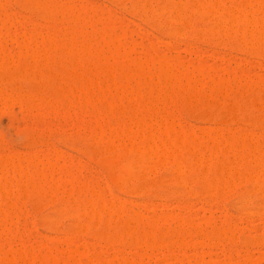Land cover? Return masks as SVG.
Listing matches in <instances>:
<instances>
[{"label":"rangeland","instance_id":"rangeland-1","mask_svg":"<svg viewBox=\"0 0 264 264\" xmlns=\"http://www.w3.org/2000/svg\"><path fill=\"white\" fill-rule=\"evenodd\" d=\"M239 1L0 0V53L9 59L0 61L1 264H264V1L243 8L244 0L241 12ZM51 38L62 44L49 50ZM161 66L182 81L165 72L168 81ZM74 67L69 100L61 73Z\"/></svg>","mask_w":264,"mask_h":264},{"label":"bare ground","instance_id":"bare-ground-1","mask_svg":"<svg viewBox=\"0 0 264 264\" xmlns=\"http://www.w3.org/2000/svg\"><path fill=\"white\" fill-rule=\"evenodd\" d=\"M140 1H141V0H140ZM199 1H200V0H199ZM201 1L204 2V1H206V0H204V1L201 0ZM224 1H225V0H224ZM240 1H241V0H240ZM240 1H239V2H240ZM245 1H246V0H245ZM245 1L243 0L242 2H240L241 5H240V3H238V6H237V7H238V8H237L238 11H240L241 8H242V7H240V9H239V6H242V5H243L242 3H244ZM263 1H264V0H263ZM31 2H32V1H31ZM37 2H38V1H37ZM48 2H49V1H48ZM48 2H47V3H48ZM61 2H62V1H61ZM88 2H89V1H88ZM202 2H200V3H202ZM248 2H249V1H248ZM248 2L246 1V2H245L246 4L244 3L243 8L246 7V5L250 4V3H248ZM256 2H257V1H256ZM261 2H262V0H261ZM25 3H27V2H25ZM41 3H43V1H42ZM55 3H56V2H55ZM68 3H69V2H68ZM175 3H176V2H175ZM177 3H178V2H177ZM211 3H213V2H211ZM247 3H248V4H247ZM254 3H255V2H254ZM38 4H39V3H38ZM52 4H54V3H51V5H52ZM56 4L59 5L58 3H56ZM64 4H66V3H64ZM64 4H63V5H64ZM261 4H262V6L264 5L263 2H262ZM7 5H8V4H7ZM33 5H34V4H33ZM33 5H32V6H33ZM36 5H37V4H36ZM39 5H40V4H39ZM47 5L49 6V4H47ZM106 5H107V4H106ZM136 5H137V3H136ZM145 5H146V4H145ZM145 5H144V6H145ZM169 5H170V4H169ZM198 5H200V4H198ZM214 5H215V3L213 4V6H214ZM236 5H237V4H236ZM258 5H259V4H258ZM5 6H6V5H5ZM8 6H9V5H8ZM48 6H47V7H48ZM126 6H127V5H126ZM134 6H135V5H134ZM172 6H173V5H172ZM176 6H177V5H176ZM176 6H174V8H175ZM201 6H202V5H201ZM213 6H212V7H213ZM34 7H35V6H34ZM40 7H42V4H41ZM43 7H44V6H43ZM55 7H56V6H55ZM55 7H54V8H55ZM59 7H62L61 10H63V6H59ZM69 7H70V4H69ZM71 7H72V4H71ZM73 7H74V6H73ZM73 7H72V8H73ZM169 7H171V6H169ZM195 7H196V5H195ZM203 7H204V6H203ZM212 7H210V8H212ZM217 7H218V6H217ZM9 8H10V7H9ZM54 8H52V9H54ZM64 8H65V7H64ZM66 8H67V7H66ZM72 8L70 9V11H68L69 14H71V15L74 14V11H75V10L73 11ZM74 8H75V7H74ZM76 8H77V7H76ZM79 8H80V7H79ZM151 8H152V7H151ZM179 8H180V7H179ZM196 8H197V7H196ZM243 8H242V9H243ZM262 8H263V7H262ZM3 9H4V8H3ZM37 9H39V8H37ZM37 9H36V10H37ZM56 9H57V8H56ZM56 9H55V10H56ZM67 9H68V8H67ZM170 9H171V8H170ZM175 9H176V8H175ZM208 9H209V8H208ZM213 9H214V8H212L211 10H213ZM225 9H226V8H225ZM233 9H234V8H233ZM263 9H264V8H263ZM11 10H12V9H11ZM40 10H43V8H42V9H39V11H40ZM46 10H47V9H46ZM46 10H44V11H46ZM48 10H49V8H48ZM48 10H47V11H48ZM65 10H66V9H65ZM82 10H83V9H82ZM139 10H140V9H139ZM185 10H186V9H185ZM221 10H222V9H221ZM246 10H247V9H246ZM52 11H53V10H52ZM58 11H59V10H58ZM151 11H152V10H151ZM176 11H177V10H176ZM180 11H181V10H180ZM180 11H178V12L180 13ZM182 11H183V10H182ZM70 12H72V13H70ZM80 12H83V11H81L80 9L78 10V14H79V16H82L83 18H84V16L86 17V15H82ZM114 12H115V11H114ZM114 12L109 11L110 15H114V16L116 15L115 17H117V14H115ZM225 12L228 13V12H230V11H229V10H226ZM240 12H241V11H240ZM242 12H243V11H242ZM252 12H253V11H252ZM254 12H255V11H254ZM254 12H253V13H254ZM50 13H52V12L50 11ZM157 13H158V12H157ZM223 13H224V12H223ZM227 13H226V14H227ZM247 13H248V12H247ZM46 14H48V12H47ZM59 14H61V13H59ZM63 14H64V13H63ZM67 14H68V13H67ZM76 14H77V13H76ZM76 14H74V15H76ZM78 14H77V16H78ZM80 14H81V15H80ZM84 14H85V13H84ZM205 14H206V13H205ZM224 14H225V13H224ZM228 14L230 15V13H228ZM231 14H232V13H231ZM241 14H243V13H241ZM50 15H52V14H50ZM170 15H171V13H170ZM184 15H185V14H184ZM194 15H195V14H194ZM0 16H1V15H0ZM68 16H69V15H67V17H68ZM79 16H78V17H79ZM140 16H141V15H140ZM207 16H208V15H207ZM226 16H227V15H226ZM244 16H245V15H244ZM75 17H76V16H75ZM224 17H225V16H224ZM227 17H228V16H227ZM233 17H234V16H233ZM4 18H5V17H4ZM57 18H58V17H57ZM61 18H62V17H61ZM63 18H64V17H63ZM69 18H70V17H69ZM69 18H68V20H69ZM175 18H176V17H175ZM182 18H183V15H182ZM231 18H232V17H230V19H231ZM235 18H236V17H235ZM2 19H3V18H2ZM73 19H74V18H73ZM205 19H206V18H205ZM247 19H248V18H247ZM262 19H263V18H262ZM262 19H261V20H262ZM59 20H60V19H59ZM65 20H66V19H65ZM70 20H72V18H71ZM74 20H75V19H74ZM76 20H77V19H76ZM84 20H85V19H84ZM87 20H88V19H87ZM97 20H98V19H97ZM178 20H179V19H178ZM228 20H229V17H228ZM228 20H227V21H228ZM232 20H233V18L231 19V23L233 22ZM234 20H237V19H234ZM78 21H79V20H78ZM149 21H150V20H149ZM175 21H176V20H175ZM199 21H200V20H199ZM217 21H219V20H216V21H215V24H216V25H215V26L213 25L214 27H216L217 24H220V22L218 23ZM227 21H226V22H227ZM244 21H245V20H244ZM251 21H254V20L251 19ZM68 22H69V21H68ZM74 22H75V21H74ZM87 22H88V21H87ZM106 22H107V21H106ZM106 22H105V23H106ZM224 22H225V20H224ZM242 22H243V21H242ZM95 23H97V22H95ZM150 23H151V22H150ZM227 23H228V22H227ZM233 23H234V22H233ZM243 23H244V22H243ZM245 23H246V22H245ZM248 23L251 24V23H254V22H251V23H250V22L247 21V24H248ZM102 24H103V23H102ZM247 24H245V25H247ZM259 24H260V23H259ZM262 24H263V23H262ZM12 25H13V24H12ZM163 25H164V24H163ZM211 25H212V24H211ZM242 25H243V24H242ZM75 26H76V25H75ZM187 26H188V25H187ZM187 26H186V27H187ZM219 26H220V27L222 26V22H221L220 25H218V27H219ZM243 26H244V25H243ZM243 26H242V27H243ZM72 27H73V26H72ZM98 27H99V26H97V28H98ZM106 27H107V26H106ZM113 27H114V26H113ZM226 27H227V26H225V28H226ZM228 27H229V26H228ZM230 27H232V26H230ZM4 28H5V27H4ZM107 28L109 29V31H110V30H113L112 27H107ZM107 28H106L105 30H107ZM187 28H188V27H187ZM71 29H72V28H71ZM114 29H115V28H114ZM174 29H175V28H174ZM176 29H178V28H176ZM185 29H186V28H185ZM185 29H184V30H185ZM200 29H201V28H200ZM242 29H243V28H242ZM245 29H247V28H245ZM245 29H244V30H245ZM210 30H211V29H210ZM69 31H70V30H69ZM213 31H214V30H213ZM216 31H217V29H216ZM241 31H242V33H243V30H241ZM33 32H34V31H33ZM65 32H66V31H65ZM70 32H71V31H70ZM171 32H172V31H171ZM174 32L176 33V31H174ZM245 32H246V31H245ZM73 33H74V32H73ZM91 33H92V32H91ZM99 33H100V31H99ZM109 33H110V32H107V34H109ZM196 33H197V32H196ZM254 33H255V32H254ZM254 33H253V31H252V35H250V38L252 37V40H254L253 38L256 36V35H254ZM261 33H262V32H261ZM31 34H32V33H31ZM37 34H38V33H37ZM64 34H65V33H64ZM75 34H76V33H75ZM170 34H171V33H170ZM180 34H181V33H180ZM194 34H195V33H194ZM29 35H30V34H29ZM39 35H40V34H39ZM48 35H49V34H48ZM80 35H81V33H80ZM186 35H187V34H186ZM253 35H254V36H253ZM67 36H68V35H67ZM243 36L245 37V34H244ZM263 36H264V34H263ZM32 37H33V36H32ZM43 37H44V36H43ZM60 37H61V36H60ZM63 37H64V36H63ZM97 37H98V36H97ZM221 37H222V36H221ZM15 38H16V37H15ZM36 38H37V37H36ZM54 38H55V37H54ZM71 38H72V37H71ZM76 38H77V37H76ZM82 38H83V37H82ZM90 38H93V37H90ZM4 39H5V38H4ZM45 39H46V38H45ZM74 39H75V38H74ZM74 39L72 38V40H74ZM77 39H78V38H77ZM93 39H94V38H93ZM2 40H3V39H2ZM15 40H16V39H15ZM60 40H61V39H60ZM67 40H68V39H67ZM103 40H104V39H103ZM248 40H249V39H248ZM28 41H30V40H28ZM33 41H34V40H33ZM45 41H46V40H45ZM62 41H63V40H62ZM75 41H76V40H75ZM77 41H78V40H77ZM249 41H250V40H249ZM255 41H256V40H255ZM263 41H264V39H263ZM1 42H2V41H1ZM7 42H8V41H7ZM24 42L26 43L25 40H24ZM24 42H23V43H24ZM36 42H37V39H36ZM46 42H48V48H49V50H50V47H51L54 43L57 44L56 42H59V41H53L52 38H51V40L48 39V41H46ZM64 42H66V41H64ZM91 42H92V41H91ZM107 42H108V41H107ZM23 43H21V44L23 45ZM28 43H29V42H28ZM28 43L26 44L27 47L30 45V44H28ZM39 43H40V42H39ZM49 43H50V44H49ZM59 43H60V42H59ZM67 43L70 44L69 41H68ZM67 43H66V44H67ZM124 43H125V42H124ZM55 44L53 45V47L55 46ZM61 44H62V43H60V45H61ZM68 44L66 45V47H70V45H71L72 43H71L69 46H68ZM77 44H78V42H77ZM86 44H87V43H86ZM95 44H96V42H95ZM97 44H99V43H97ZM127 44H128V43H127ZM218 44H219V43H218ZM49 45H50V46H49ZM57 45H58V44H57ZM73 45H74V44H73ZM89 45H90V43H89ZM89 45H87L86 48H85V53L88 55V57H89V52H90ZM251 45H252V44H251ZM43 46H44V45H43ZM58 46H59V45H58ZM82 46H83V44H82ZM101 46H102V45H101ZM126 46H127V45H126ZM24 47H25V46H24ZM77 47H78V45H77ZM103 47H104V46H103ZM113 47L115 48V46H113ZM119 47H120V46H119ZM128 47H129V45H128ZM9 48H10V47H9ZM35 48H37V47L35 46ZM59 48H60V47H59ZM91 48H92V47H91ZM101 48H102V47H101ZM101 48H100V51L103 49V48H102V49H101ZM109 48H110V47H109ZM109 48H107L108 51H109ZM122 48H123V47H122ZM124 48H125V47H124ZM242 48H243V47H242ZM10 49H12V48H10ZM14 49H15V48H14ZM32 49H34V48H32ZM46 49H47V48H46ZM63 49H64V48H63ZM68 49H70V48H68ZM71 49H72V48H71ZM92 49H93V48H92ZM132 49H133V48H132ZM132 49H131V50H132ZM0 50H1V48H0ZM27 50H28V49H27ZM42 50H43V48H42ZM66 50H67V48H66ZM77 50H79V49L77 48ZM80 50H82V51H79V52H82V53L84 54V49H83V47H80ZM110 50H111V49H110ZM114 50H116V51L119 50L118 53H119V54L121 53V49H120V48H118V49L116 48V49H114ZM123 50H124V49H123ZM9 51H10V50H9ZM21 51H22V50H21ZM51 51H52V50H51ZM61 51H63V50H61ZM64 51H65V50H64ZM67 51L69 52V50H67ZM102 51H103V50H102ZM106 51H107V50H106ZM2 52H3V51H2ZM70 52H71V51H70ZM72 52H73V49H72ZM74 52H75V51H74ZM74 52H73V53H74ZM76 52H78V51H76ZM79 52H78V53H79ZM104 52H105V51H104ZM109 52H110V51H109ZM125 52H126V49L123 51V53H125ZM259 52H260V51H259ZM263 52H264V51H263ZM33 53H34V52H33ZM78 53H77V54H78ZM82 53H81V54H82ZM2 54H3L4 56H3ZM2 54L0 53V56L2 55V56H1L2 58L0 57V59H1L0 61H1V62H4L5 59H6L5 61H7L8 58L5 57L6 54H4V52H3ZM10 54H11V53H10ZM10 54H9V55H10ZM21 54H22V53H21ZM25 54H26V53H25ZM44 54H45V51H44ZM51 54H52V53H51ZM67 54H68V53H67ZM67 54H66V55H67ZM83 54H82V55H83ZM92 54H93L95 57L97 56L98 60L101 59V58H99V57H101V55H100V52H99L98 50H96V49L92 50ZM102 54H103V53H102ZM109 54H110V53H109ZM121 54H122V53H121ZM33 55H35V54H33ZM36 55H37V54H36ZM62 55H63V54H62ZM78 55H79V54H78ZM84 55H85V54H84ZM84 55H83L80 59H82L83 57H85ZM94 56H93V57H94ZM105 56H106V55L104 54V57H105ZM107 56H108V55H107ZM110 56H111V55H110ZM4 57H5V58H4ZM31 57H32V55H31ZM51 57H52V56H51ZM70 57H71V56H70ZM75 57H76V55H75ZM75 57H74V58H75ZM88 57L86 56L87 59H89ZM262 57H263V56H262ZM17 58H18V57H17ZM33 58H34V57H32V59H33ZM36 58H37V57H36ZM41 58H42V57H41ZM43 58H44V57H43ZM52 58H53V57H52ZM61 58H63V57H61ZM107 58H108V57H107ZM111 58H112V56H111ZM121 58H122V57H121ZM21 59H22V58H21ZM70 59L72 60V62L74 61L72 58H70ZM70 59H68V60H70ZM94 59H95V58H94ZM130 59H131V58H130ZM134 59H135V58H134ZM8 60H9V59H8ZM27 60H28V59H27ZM27 60H26V61H27ZM64 60H65V59H64ZM71 60H70V61H71ZM78 60H79V58L77 57V61H78ZM83 60H84V59H83ZM89 60L91 61V59H89ZM89 60H88V63H89ZM98 60L95 59V61H98ZM107 60H108V59H107ZM126 60H127V59H126ZM43 61H44V60H43ZM57 61H58V60H57ZM59 61H60V60H59ZM65 61H67V60H65ZM81 61H82V60H81ZM121 61H122V60H121ZM127 61H128V60H127ZM134 61H135V60H134ZM134 61H132V62L134 63ZM153 61H154V60H153ZM153 61H152V62H153ZM28 62H29V61H28ZM98 62H99V61H98ZM103 62H104V61H102V63H103ZM107 62H108V61H107ZM109 62H110V61H109ZM136 62H137V61H136ZM154 62H156V61H154ZM154 62H153V64H154ZM5 63H6V62H5ZM61 63H62V62H61ZM73 63H74V62H73ZM73 63H72V65H73ZM76 63H77V62H76ZM82 63L84 64L83 61H82ZM96 63H97V62H96ZM100 63H101V62H100ZM124 63H125V62H124ZM2 64H3V66L5 65L4 63H2ZM6 64H7V63H6ZM8 64H9V63H8ZM63 64H64V63H63ZM66 64H67V63H66ZM68 64H69V63H68ZM74 64H75V63H74ZM77 64H78V63H77ZM134 64H135V63H134ZM134 64H133V65H134ZM61 65H62V64H61ZM86 65H87V64H86ZM99 65H100V64H99ZM147 65H148V64H147ZM160 65H162V64H160ZM3 66H2V67H3ZM38 66H39V65H38ZM56 66H57V64H56ZM63 66L65 67V65H63ZM73 66H74V65H73ZM138 66H141V65L138 64ZM5 67H6V66H5ZM8 67H9V66H8ZM22 67H23V66H22ZM22 67H21V68H22ZM24 67H25V66H24ZM26 67H28V66H26ZM35 67H36V66H35ZM35 67H34V68H35ZM40 67H41V66H40ZM67 67L70 68L71 66L68 65ZM88 67H89V66H88ZM118 67H120V66H118ZM128 67H129V66H128ZM130 67H131V66H130ZM176 67H177V66H176ZM19 68H20V66H19ZM60 68H62V67H60ZM69 68H68L67 70L65 69V72H63V74L61 73V75H62V80H61V82H63V85H65L64 83H66V86H67V87H66V86H64V87H66V93H69V92L71 93V94H70V98H69V100H71V97L73 96V94H74L73 97H75V95H77V94H76V93H77V88H76V90H75V88L72 89L73 91H74V90L76 91L75 93H73V91L71 92V90H69L68 87H69L70 83L73 81V77L77 75V72H73V71L76 70V67H74L73 70H71V71H70ZM89 68H90V67H89ZM101 68H102V67H101ZM139 68H140V67H137V69H134V70H130V71H132V72H130V73L128 72V71H129V70H128L127 72H128L129 74L126 72L127 69L125 70L124 75H123V73H121L122 75L118 73V74L120 75V79H121L122 77H124L125 75H127V74H128L127 76L130 75V77H127L128 79H131V78H132V79H133V78L135 79V76L133 75V74L135 73V72L133 73V71H135V70H137V71L139 70L138 73H137V71H136V74H137L136 76L139 77L138 74L140 75V73H142V71H143V69H142V71L140 72V69H141V68H140V69H139ZM161 68H162V66H161ZM166 68H169L168 65H167ZM6 69H7V68H6ZM15 69H16V67H15ZM26 69H27V68H26ZM45 69H46V67H45ZM62 69H63V68H62ZM108 69H109V68H108ZM122 69H124V68H122ZM128 69H129V68H128ZM130 69H131V68H130ZM4 70H5V69H4ZM4 70H1V68H0L1 73H2ZM13 70H14V69H13ZM17 70H21V69H17ZM60 70H61V69H60ZM89 70H90V69H89ZM114 70H115V69H114ZM160 70L163 72L164 68H162V69H160ZM168 70H169V71H168ZM168 70H167V71L165 70V72H167V73H168L169 75H171V76H174L175 78H177V80L180 79V80L182 81L183 76H181V75H179V74H177V73L173 74L172 72H170V69H168ZM186 70H187V69H186ZM6 71L8 72V70H6ZM6 71L4 72V74L6 73ZM23 71H24V70H23ZM90 71H91V70H90ZM96 71H97V70H96ZM111 71H112V70H111ZM118 71H119V70H118ZM118 71H116V72H118ZM179 71H180V70H179ZM181 71H182V70H181ZM181 71H180V72H181ZM183 71H184V70H183ZM15 72H16V71H15ZM18 72H19V71H18ZM21 72H22V70H21ZM28 72H29V71H27V74H28ZM43 72H44V71H43ZM71 72H72V73H71ZM102 72H103V71H102ZM122 72H123V71H122ZM139 72H140V73H139ZM165 72H163V74H164ZM169 72H170L171 74H170ZM180 72H179V73H180ZM11 73H14V72H11ZM50 73H51V72H49V74H50ZM73 73H74V74L76 73V75H73ZM187 73H188V72H187ZM4 74H2V75H4ZM7 74H8V73H7ZM16 74H18V73H16ZM16 74H15V76H17ZM24 74H25V71H24ZM24 74L21 73L22 76H23ZM43 74H46V76H45V75L43 76ZM53 74H54V73H53ZM163 74H162V77H163ZM180 74H183V73H180ZM18 75H20V73H19ZM29 75H30V72H29ZM38 75H39V74H38ZM38 75H37V76H38ZM51 75H52V74H51ZM51 75H48V76H47V72L42 73L43 79H44V77H46V79H47V77H48V78H52ZM78 75H79V74H78ZM105 75H107V74H105ZM114 75H115V74H114ZM141 75H142V74H141ZM164 75H165L164 77L167 76L166 74H164ZM22 76H21V77H22ZM34 76H35V73H34ZM39 76H40V75H39ZM186 76H187V75H186ZM186 76H184V77H185L184 79H186ZM188 76H189V75H188ZM19 77H20V76H19ZM24 77H28V75L25 74V75L23 76V78H24ZM55 77H56V75L54 74V77L52 78V80L50 79L51 82L54 83ZM60 77H61V76H60ZM76 77H77V76H76ZM96 77H97V76H96ZM108 77H110V76L107 75V79H108ZM115 77H116V76H115ZM168 77H169V76H167V79H168ZM180 77H181V78H180ZM41 78H42V77H41ZM41 78H39V80H40ZM56 78H57V77H56ZM78 78H79V76L77 77V79H78ZM117 78H118V76H117L116 78H114V79H117ZM125 78H126V77L123 78L124 81H125ZM26 79H27V78H26ZM34 79H35V77H34ZM58 79H59V77H58ZM74 79H75V77H74ZM111 79H112V78H111ZM118 79H119V78H118ZM118 79H117V80H118ZM165 79H166V78H165ZM167 79H166V81H167ZM169 79H170V78H169ZM169 79H168V81L172 80L173 78L171 77V79H170V80H169ZM187 79H188V78H187ZM219 79H220V78H219ZM223 79H225V76L222 78V80H223ZM41 80H42V79H41ZM44 80H45V79H44ZM103 80H105V79H103ZM109 80H110V79H109ZM126 80H127V79H126ZM139 80H140V79H139ZM139 80H137V81H139ZM222 80H221V81H222ZM28 81H29V80H28ZM37 81H38V80H37ZM46 81H49V79H47ZM46 81H45V82H46ZM55 81H56V80H55ZM74 81H75V80H74ZM128 81H130V80H128ZM168 81H167V82H168ZM172 81H174V80H172ZM2 82H3V81H2ZM4 82H5V81H4ZM29 82H30V81H29ZM42 82H44V81H42ZM49 82H50V81H49ZM82 82L85 83V82H87V80H86V81H82ZM92 82H93V81H92ZM101 82H102V80H101ZM106 82H107V81H106ZM109 82H110V81H109ZM126 82H127V81H126ZM130 82H131V81H130ZM16 83H17V82H16ZM53 83H52V84H53ZM56 83H57V81H56ZM58 83H59V84L56 85L57 87H58V85H61V84H62V83H60V79H59ZM84 83H82V84H84ZM87 83L89 84L90 82L88 81ZM87 83H85L86 85L84 84V86H87V85H88ZM93 83H94V82H93ZM107 83H108V82H107ZM112 83H113V82H112ZM128 83H129V82H128ZM173 83H176V82H173ZM177 83H180V82H177ZM181 83H182V82H181ZM181 83H180V85H181ZM31 84H32V83H31ZM76 84H77V82H76ZM90 84H91V83H90ZM104 84H105V83H104ZM113 84H114V83H113ZM119 84H120V83H119ZM121 84H122V83H121ZM134 84H135V83H134ZM239 84H240V83H239ZM253 84H254V83H253ZM54 85H55V84H54ZM77 85H78V84H77ZM77 85H76V87H78ZM91 85H92V84H91ZM95 85H99V84H96V83H95ZM101 85H103V84H101ZM110 85H111V83H110ZM115 85H116V84H115ZM117 85H118V84H117ZM125 85H126V84H125ZM128 85H129V84H128ZM147 85H148V84H147ZM70 86H71V85H70ZM72 86H73V85H72ZM72 86H71V87H72ZM108 86H109V85H108ZM120 86H121V85H120ZM126 86H127V85H126ZM1 87H2V86H1ZM12 87H13V86H12ZM64 87H61V86H60V88H63V89H64ZM82 87H83V86H82ZM90 87H92V86H90ZM90 87H89V85H88L87 88H86V90L82 88V90H80V91L82 92L81 95H82V96H83V95L85 96V95H87V93L89 92L88 95L91 96L92 92H94V91H93V90L91 91ZM100 87H101V86H100ZM113 87H114V86H113ZM115 87H116V86H115ZM115 87H114V88H115ZM177 87H178V86H177ZM19 88H20V86H19ZM47 88H48V86H47ZM50 88H51V87H50ZM52 88L55 89L56 87H55V86L53 87V85H52ZM58 88H59V87H58ZM67 88H68V89H67ZM72 88H73V87H72ZM95 88H96V87H95ZM108 88H109V87H108ZM131 88H132V87H131ZM144 88H145V87H144ZM0 89H1V88H0ZM15 89H16V88H15ZM45 89H46V88H45ZM56 89H57V88H56ZM63 89H62V90H63ZM87 89H88V90H87ZM101 89H102V90H100V94L103 93V92H102V91H103V88L101 87ZM106 89H107V88H106ZM109 89H110V88H109ZM115 89H116V88H115ZM121 89H122V88H121ZM47 90H48V89H47ZM58 90H59V89H58ZM58 90H57V91H58ZM68 90H69V91H68ZM83 90H85L86 92L84 91L85 93H83ZM178 90H179V89H178ZM5 91H6V90H5ZM30 91H32V90H30ZM64 91H65V89H64ZM64 91H63V92H64ZM78 91H79V89H78ZM107 91H108V90H107ZM118 91H119V90H118ZM1 92H2V91H1ZM1 92H0V93H1ZM58 92H59V91H58ZM90 92H91V94H90ZM101 92H102V93H101ZM110 92H112V91L110 90ZM132 92H134V91H132ZM7 93H8V92H7ZM20 93H21V92H20ZM34 93H35V92H34ZM66 93H64V94L61 93L60 96H62V94H63V96H64ZM79 93H80V92H79ZM2 94H3V93H2ZM5 94H6V93H5ZM21 94H22V93H21ZM23 94H24V93H23ZM26 94H27V93H26ZM55 94H57V93L54 92V95H55ZM93 94H95V93H93ZM93 94H92V98H94V97L96 96V95H95V96L93 97ZM98 94H99V93H98ZM103 94H104V93H103ZM130 94H131V93H130ZM10 95H11V94H10ZM36 95H37V94H36ZM71 95H72V96H71ZM81 95H80V96H81ZM105 95H106V94H105ZM112 95H114V94H112ZM153 95H154V94H153ZM1 96H2V95H1ZM3 96H4V95H3ZM22 96H23V95H22ZM22 96H21V98H22ZM29 96H30V95H29ZM65 96H67V98H68L69 95L66 94ZM103 96H104V95H103ZM108 96H110V95H108ZM108 96H107V97H108ZM123 96H124V95H123ZM5 97H6V96H5ZM5 97H4V99H5ZM9 97H10V96H9ZM11 97H14V95H13V96L11 95ZM17 97H18V96H17ZM17 97L15 96L14 98H17ZM23 97H24V96H23ZM87 97H88V98H87ZM114 97H115V96H114ZM179 97H180V96H179ZM6 98H8V97H6ZM35 98H36V97H35ZM83 98H84V97H83ZM85 98H86V99H85ZM85 98H84L85 101L87 100V102H89L88 100H90V99H89L90 97H89V96H85ZM105 98H106V97H105ZM4 99H3V100H4ZM17 99H19V98H17ZM40 99H42V98H40ZM77 99H78V98H77ZM98 99H99V98H98ZM100 99H101V98H100ZM25 100H27V99H25ZM30 100H31V99H30ZM57 100H58V99H57ZM67 100H68V99H67ZM139 100H140V99H139ZM147 100H149V99H147ZM19 101H20V100H19ZM19 101H18V102H19ZM64 101H65V100H64ZM93 101H94V100H93ZM4 102H5V101H4ZM15 102H16V101H15ZM25 102H26V101H25ZM48 102H49V101H48ZM65 102H67V101H65ZM90 102H91V101H90ZM26 103H27V102H26ZM52 103H53V102H52ZM1 104H2V103H1ZM23 104H24V103H23ZM28 104H29V102H28ZM28 104H27V105H28ZM36 104H37V103H36ZM44 104H45V102H44ZM64 104H66V103H64ZM89 104H90V103H89ZM93 104H94V103H93ZM100 104H101V103H100ZM113 104H114V103H113ZM119 104H120V103H119ZM25 105H26V104H25ZM32 105H33V104H32ZM32 105H31V106H32ZM94 107H95V106H94ZM137 107H138V106H137ZM143 109H144V108H143ZM110 110H111V109H110ZM146 110H147V108H146ZM114 111H116V110H114ZM117 111H118V110H117ZM105 113H106V112H105ZM124 114H125V113H124ZM128 114H129V113H128ZM45 115H46V114H45ZM99 115H100V114H99ZM135 115H136V114H135ZM113 116H115V114H114ZM125 116H126V115H125ZM122 117H123V116H122ZM139 117H140V116H139ZM123 118H124V117H123ZM40 119H42V118H40ZM120 119H121V118H120ZM136 119H137V118H136ZM121 120H123V119H121ZM107 121H108V120H107ZM121 122L123 123L124 121H121ZM168 123H169V122H168ZM172 123L174 124V122H172ZM173 124H171V125H173ZM123 125H124V124H123ZM160 125H161V124H160ZM164 125H165V124H164ZM171 125H168V126H171ZM98 126H99V125H98ZM165 126H167V125H165ZM154 127H155V126H154ZM119 128H120V127H119ZM166 128H167V127H166ZM169 128H170V127H169ZM121 129H123V128H121ZM163 129H165V127H164ZM119 130H120V129H119ZM165 130H166V129H165ZM105 131H106V130H105ZM121 131H122V130H121ZM96 132H97V131H96ZM142 132H143V131H142ZM158 132H159V131H158ZM123 133H124V132H123ZM167 133H168V132H167ZM169 133H170V132H169ZM97 134H98V132H97ZM101 134H102V133H101ZM140 134H141V133H140ZM161 134H163L164 137H165V135H166V133H163V132H162ZM90 135H91V134H90ZM90 135H89V136H90ZM92 135H93V134H92ZM117 135H118V133H117ZM170 135H171V134H170ZM184 135H185V134H184ZM68 136H69V135H68ZM148 136L150 137L149 134H147V137H148ZM167 136H168V134L166 135V137H167ZM109 137H110V136H109ZM147 137H146V138H147ZM152 137H153V136H152ZM154 137H155V136H154ZM162 137H163V136H162ZM164 137H163V138H164ZM171 137H172V135H171ZM189 137H190V136H189ZM91 138H92V137H91ZM167 138H169V137H167ZM182 138H185V136L182 137ZM186 138H187V137H186ZM154 139H155V138H154ZM154 139H153V140H154ZM190 139H191V138H190ZM92 140H93V139H92ZM147 140H149V139H147ZM162 140H163V139H162ZM164 140H165V138H164ZM168 140H169V139H168ZM190 141H191V140H190ZM237 141H238V140H237ZM42 142H43V141H42ZM45 142H46V141H45ZM149 142H151V141H149ZM175 142H176V141H175ZM220 142H221V141H220ZM50 143H51V142H50ZM156 143H157V142L152 143L153 145H151V144L149 143V145H151L152 147H153V146L156 147V145H157ZM173 143H174V142H173ZM183 143H184V142H183ZM236 143H237V142H236ZM155 144H156V145H155ZM193 144H194V142H193ZM50 145H51V144H50ZM194 146H195V145H194ZM256 147H257V146H256ZM127 148H128V147H127ZM161 148H163V147H161ZM131 149L134 150L133 147H132ZM149 149L151 150V148H149ZM155 149L158 151L157 147H156ZM164 149H165V148H164ZM189 149H190V148L188 147V148H187V151H188ZM260 149H261V148H260ZM114 150H115V148H114ZM137 150H138V149H136V151H137ZM139 150H140V153H139L138 155H142V156H141V157H138V158H139L140 162H142V161L144 160V159H143V158H144V151H142V149H139ZM139 150L137 151V153L139 152ZM144 150L146 151V149H144ZM170 150H171V149H170ZM161 151H162V150H161ZM252 151H253V150H252ZM141 152H142L143 154H141ZM151 152H152V151H151ZM155 152H156V151H155ZM189 152H190V151H189ZM17 153H18V152H17ZM165 153H166V152H165ZM168 153H169V152H167L166 154L168 155ZM13 154H14V153H13ZM145 154H147V151L145 152ZM158 154H160V153L157 152V157L160 156V155H158ZM163 154H164V152H163ZM169 154H171V153H169ZM17 156H18V155H17ZM145 156H146V155H145ZM148 156H149V155L147 154L146 157H148ZM152 156H153V155H152ZM154 156H156V155H154ZM161 156H162V152H161ZM169 156H170V155H169ZM173 156H174V154H173ZM18 157H19V156H18ZM118 157H119V156H118ZM163 157H164V156H163ZM167 157H168V156H167ZM15 158H16V157H15ZM15 158L13 157L12 160H13V159L15 160ZM140 158L143 159V160L141 161ZM149 158H150V157H149ZM151 158H152V157H151ZM158 158H159V157H158ZM173 158H176V156L173 157ZM19 159H21V158H19ZM155 159H156V157H155ZM164 159H165V157L163 158V160H164ZM167 159H168V161H169V159H172V157H168ZM8 160H9V159H8ZM146 160H147V159H146ZM159 160H160V159H159ZM165 160H166V159H165ZM188 160H189V159H188ZM195 160H196V159H195ZM200 160H201V158H200ZM3 161H4V160H3ZM3 161H2V162H3ZM16 161H19V160L16 159ZM166 161H167V160H166ZM174 161H175V160L172 159V163H175ZM2 162H1V163H2ZM4 162H5V161H4ZM9 162H11V161H9ZM21 162H22V161H21ZM31 162H32V161H31ZM140 162H139V167H140ZM143 162H144V161H143ZM6 163H8V162L6 161ZM32 163H33V162H32ZM131 163H132V162H131ZM144 163H145V162H144ZM176 163H177V162H176ZM15 164H16V163H15ZM19 164H21V163H19ZM36 164H37V163H36ZM41 164H42V163H41ZM146 164H147V163H146ZM5 165H6V164H5ZM12 165H13V163H12ZM137 165H138V164H137ZM157 165H158V164H157ZM188 165H190V164L188 163ZM216 165H217V164H216ZM1 166H2V165H1ZM13 166H14V165H13ZM27 166H28V164H27ZM31 166H33V165H31ZM207 166H208V165H207ZM15 167H16V166H15ZM19 167H20V166H19ZM25 167H26V166H25ZM25 167H24V169H25ZM42 167H43V165H42ZM180 167H181V166H180ZM5 168H7V167H5ZM21 168H22V167H21ZM28 168H29V166H28ZM22 169H23V168H22ZM7 170H9V168H8ZM29 170H30V169H29ZM221 170H222V169H221ZM12 171H15V170L12 169ZM17 171H18V170L16 169L15 173H16ZM23 171H24V170H23ZM44 172H45V169H44ZM48 172H49V171H48ZM211 172H212V170H211ZM39 173H40V172H39ZM190 173H191V172H190ZM32 174H33V173H32ZM44 174H45V175H44ZM46 174H47V173H43L44 177H46ZM68 174H69V173H68ZM37 175H38V174H37ZM15 176H16V175H15ZM33 176H34V175H33ZM41 176H42V175H41ZM47 176H48V175H47ZM239 176H240V175H239ZM241 176H242V175H241ZM11 177H12V176H11ZM17 177H19V176H16L15 178H17ZM36 177H37V176H36ZM124 177H125V176H124ZM1 178H2V177H1ZM4 178L6 179V177H4ZM39 178H41V177H39ZM71 178H72V177H71ZM71 178H70V179H71ZM46 179H47V178H46ZM70 179H69V180H70ZM118 179H119V178H118ZM187 179H188V178H187ZM12 180H13V179H12ZM22 180H23V179H22ZM36 180H38V179L36 178ZM40 180H41V179H40ZM47 180H48V179H47ZM120 180H121V179H120ZM227 180H228V179H227ZM8 181H9V180H8ZM16 181H17V179H16ZM64 181H65V180H64ZM114 181H115V180H114ZM117 181H119V180H117ZM164 181H165V180H164ZM189 181H190V180H189ZM2 182H3V180H2ZM10 182H11V181H10ZM45 182H46V180H45ZM178 182H179V181H178ZM16 183H17V182H16ZM19 183H20V181H19ZM119 183H120V184H119V189H127L128 184L126 183V180H125V179H122ZM249 183H250V182H249ZM36 184H37V183H36ZM40 184H41V183H40ZM59 184H60V183H59ZM66 184H67V183H66ZM181 184H182V183H181ZM255 184H256V183H255ZM12 185H14V184H12ZM25 185H26V184H25ZM33 185H34V184H33ZM41 185H42V184H41ZM176 185H177V183H176ZM0 186H1V185H0ZM15 186H16V185H15ZM43 186H44V185H43ZM17 187H18V186H17ZM23 187H24V186H23ZM23 187H22V188H23ZM26 187H27V186H26ZM3 188H4V187H3ZM10 188H11V187H10ZM55 188H56V187H55ZM12 189H13V188H12ZM28 189H29V188H28ZM94 189H95V188H94ZM94 189H92V190H94ZM98 189H99V188H98ZM3 190H4V189H3ZM8 190H9V189H8ZM58 190H59V189H58ZM100 190H101V189H100ZM6 191H7V190H6ZM9 191H10V190H9ZM24 191H25V189H24ZM93 192H94V191H93ZM129 192H130V191H129ZM132 192H133V191H132ZM12 193H13V192H12ZM1 194H2V193H1ZM6 194H7V193H6ZM141 194H142V191H141ZM7 195H8V194H7ZM13 195H14V194H13ZM144 195H145V194H144ZM10 196H11V194H10ZM10 196H9V198H11ZM16 196H17V195H16ZM263 196H264V195H263ZM2 197H3V196H2ZM87 197H88V196H87ZM7 199H8V198H7ZM11 199H12V198H11ZM44 199H45V198H44ZM87 199H88V198H87ZM88 200H89V199H88ZM112 200H113V199H112ZM112 200H111V202H112ZM13 201H14V200H13ZM118 201H119V200H118ZM15 202H16V201H15ZM98 202H99V201H98ZM7 203H9V202H7ZM82 203H83V202H82ZM33 204H34V203H33ZM75 204H76V203H75ZM84 204H85V203H84ZM86 204L88 205V203H86ZM8 205H9V204H8ZM6 206H7V205H6ZM9 206H10V205H9ZM82 206H83V205H82ZM82 206H81V207H82ZM84 206H85V205H84ZM7 207H8V206H7ZM12 207H13V206H12ZM12 207H11V208H12ZM85 207H87V206H85ZM92 207L94 208L93 205H92ZM261 207H263V206H261ZM17 208H18V207H17ZM93 208L91 209V207H90V209H91L92 211H94V213H99V214H100V212H99L98 210H97L98 212H95L96 210H93ZM67 209H68V208H67ZM84 209H85V208L83 207V210H84ZM94 209H96V208H94ZM9 210L11 211V209H9ZM245 210H246V209H245ZM1 211H2V210H1ZM3 211H4V210H3ZM15 211H16V210H15ZM73 211H74V210H73ZM79 211H80V210H79ZM251 211H252V210H251ZM5 212H6V211H4V213H3V214L5 215L4 217H7L6 215L9 214V212L7 211L8 213H6V214H5ZM12 212H14V210H13ZM81 212H83V211H81ZM90 212H91V211H90ZM254 212H255V211H254ZM74 213H75V212H74ZM92 213H93V212H91L90 216L93 217L94 219H96V218H95L96 216H94ZM1 214H2V213H1ZM14 214H15V213H14ZM85 215H86V214H85ZM92 215H93V216H92ZM95 215H96V214H95ZM125 215H126V214H125ZM9 216H12V215L9 214ZM90 216H89V218H90ZM97 216H98V214H97ZM100 217H101V214H100ZM7 218H8V217H7ZM7 218H6V219H7ZM12 218H13V216H12ZM2 219L5 221V218L2 217ZM2 219H1V220H2ZM94 219H93V220H94ZM7 220H8V219H7ZM44 220H45V221L47 220V222L49 221V223H50V220H49L48 218H47V219H44ZM44 220H43V222H44ZM96 220H98V219H96ZM4 221H3V222H4ZM10 221H11V220H10ZM94 221H95V220H94ZM177 221H178V220H177ZM51 222H52V221H51ZM91 222H92V221H91ZM10 223H11V222H10ZM52 223H53V222H52ZM2 224H3V223H2ZM4 224H5V223H4ZM43 225H45V224H43ZM46 225H47V224H46ZM46 225H45V227L48 226V225H47V226H46ZM80 225H81V224H80ZM4 226L6 227V225H4ZM84 227H85V226H84ZM47 228H48V227H47ZM50 228H51V223H50L49 229H50ZM44 229H45V228H44ZM85 229H86V228H85ZM85 229H82V230L84 231ZM95 230H96V229H95ZM3 231H4V230H3ZM72 231H73V230H72ZM86 231H87V230H86ZM4 232H5V231H4ZM87 232H88V231H87ZM156 232H157V231H156ZM241 232H242V231H241ZM5 233H6V232H5ZM0 235H1V234H0ZM96 235H97V234H96ZM98 235H99V234H98ZM161 235H163V234H161ZM157 236H159V235H157ZM46 237H49V236H46ZM162 237H163V236H162ZM52 238H53V237H52ZM144 238H145V237H144ZM144 238H143V239H144ZM49 239H50V238H49ZM175 239H176V238H175ZM141 240H142V239H141ZM156 240H157V239H156ZM161 240H162V239H161ZM167 240H168V238H167ZM233 240H234V239H233ZM147 241H148V240H147ZM151 241H155V240H151ZM151 241L149 242V244L151 243V244H153V245H151V246H156V245H154V243H152ZM144 242H145V241H144ZM162 242H163V240H162ZM165 242H166V240H165ZM156 243H157V242H156ZM158 243H159V242H158ZM160 244H161V243H160ZM160 244H159V245H160ZM157 245H158V244H157ZM147 246H148V245H147ZM7 249H8V248H7ZM15 250H16V249H14V251H15ZM17 250H18V249H17ZM9 251H10V250H9ZM7 253H8V251H7ZM9 253H10V252H9ZM21 254H22V253H21ZM21 254H20V255H21ZM30 254H31V253H30ZM46 254H47V253H46ZM2 257H4V256H2ZM2 257H1V258H2ZM8 257H9V256H8ZM13 258H14V256H13ZM32 260H33V259H32ZM9 261H10V260H9ZM11 261H12V260H11ZM3 262H4V261H3ZM54 262H55V261H54ZM23 263H24V262H23ZM0 264H1V263H0ZM8 264H9V263H8ZM18 264H19V263H18Z\"/></svg>","mask_w":264,"mask_h":264}]
</instances>
